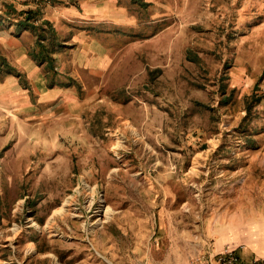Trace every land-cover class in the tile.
Listing matches in <instances>:
<instances>
[{
  "label": "rangeland",
  "instance_id": "obj_1",
  "mask_svg": "<svg viewBox=\"0 0 264 264\" xmlns=\"http://www.w3.org/2000/svg\"><path fill=\"white\" fill-rule=\"evenodd\" d=\"M231 242L264 252V0H0V264Z\"/></svg>",
  "mask_w": 264,
  "mask_h": 264
},
{
  "label": "built area",
  "instance_id": "obj_2",
  "mask_svg": "<svg viewBox=\"0 0 264 264\" xmlns=\"http://www.w3.org/2000/svg\"><path fill=\"white\" fill-rule=\"evenodd\" d=\"M237 248H225L223 251L210 255L205 264H264V258H256L250 262H243L237 254Z\"/></svg>",
  "mask_w": 264,
  "mask_h": 264
},
{
  "label": "crops",
  "instance_id": "obj_3",
  "mask_svg": "<svg viewBox=\"0 0 264 264\" xmlns=\"http://www.w3.org/2000/svg\"><path fill=\"white\" fill-rule=\"evenodd\" d=\"M235 245H237V243H235V242H231V243H227L226 245H224V248L223 249H225L226 247H232V246H235ZM239 246H242V245H237V246H235V247H239ZM242 248V247H241ZM245 250V252H244V254L246 255V256H252L254 259H256V258H264V252H262V251H259V249L258 248H256V247H253V246H248V247H246L245 245H244V247H243ZM222 250H220V251H218V253L219 252H221ZM237 254L238 255H240V257H241V254H242V252H241V249H239L238 251H237ZM253 258H252V260H253ZM242 260V259H241ZM243 261V260H242ZM243 262H246V261H243ZM248 262H250V261H248Z\"/></svg>",
  "mask_w": 264,
  "mask_h": 264
},
{
  "label": "bare ground",
  "instance_id": "obj_4",
  "mask_svg": "<svg viewBox=\"0 0 264 264\" xmlns=\"http://www.w3.org/2000/svg\"><path fill=\"white\" fill-rule=\"evenodd\" d=\"M49 99V98H48ZM120 145V143H118ZM115 147V146H114ZM68 201L66 203H64L63 207H61L59 210H56L54 215L60 214L65 210V206H68ZM52 221V220H51Z\"/></svg>",
  "mask_w": 264,
  "mask_h": 264
}]
</instances>
